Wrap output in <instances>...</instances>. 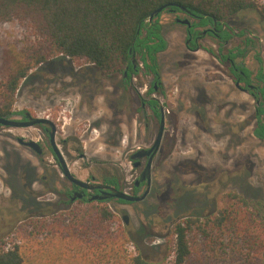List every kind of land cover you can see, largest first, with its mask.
<instances>
[{
    "label": "rangeland",
    "instance_id": "obj_1",
    "mask_svg": "<svg viewBox=\"0 0 264 264\" xmlns=\"http://www.w3.org/2000/svg\"><path fill=\"white\" fill-rule=\"evenodd\" d=\"M184 19L194 22L183 14L160 15L168 48L159 55L160 89L150 96V77L139 74L125 85L122 75L107 78L91 65L63 57L29 72L12 111L56 125L59 151L75 177H94L98 182L105 170L130 194L136 173L129 157L139 148H150L158 129V121L149 108H142L141 100L152 98L163 107L170 146H161L153 162V192L143 203L77 202L61 208L59 198L41 179L61 175L49 153L38 157L16 141L22 137L46 145L44 132L38 127H0V248L18 246L24 264H85L99 256L105 257L104 264L116 234L119 255L133 257L137 247L148 261L173 264L168 243L176 223L215 214L227 193L264 201V142L253 136L255 102L235 87L229 63L220 64L203 50H186L187 27L176 22ZM228 26L244 36L225 44L224 53L246 49L249 40L245 56L235 64L255 74L264 66V17L247 10ZM20 37L18 22L0 24L1 44ZM201 45L217 53L214 40L206 37ZM63 142L67 153L62 151ZM104 207L115 216L110 222L99 219ZM233 234L207 228L203 237L191 231L192 257L186 264H209L211 249L218 255ZM105 245L104 251L100 249Z\"/></svg>",
    "mask_w": 264,
    "mask_h": 264
},
{
    "label": "trees",
    "instance_id": "obj_2",
    "mask_svg": "<svg viewBox=\"0 0 264 264\" xmlns=\"http://www.w3.org/2000/svg\"><path fill=\"white\" fill-rule=\"evenodd\" d=\"M162 7H167L163 12L183 14L194 20L186 29L187 51L203 50L220 64H231L229 70L235 77L255 86L249 91L255 102L253 136L264 142V66L252 74L242 64H235L236 59L245 56L251 45L249 40L244 50L236 47L223 51V46L233 38L244 36L242 31L234 33L229 21L247 10L258 11L264 17L263 0H0V24L18 22L21 36L15 42L0 43V118L22 114L12 111L21 82L32 70L59 57L91 65L107 78L122 75L125 85L143 74L152 79L147 94H153L161 85L159 55L167 50L168 44L160 23L163 12L151 23L148 20ZM206 37L217 43V53L201 45ZM257 60L262 64L258 57ZM147 104L159 119L158 101L149 98ZM109 184L119 188L117 179ZM220 203L219 210L209 217H188L173 226L168 243L173 264H186L191 259L188 234L195 231L204 237L207 228L220 234L223 230L234 233V239L228 240L218 255L211 249L213 257L209 264H264V201L252 202L237 193H227ZM99 212L101 222L115 218L106 207ZM118 241L115 234L104 264H155L143 258L137 247L133 257L119 255ZM101 248L104 251L107 247ZM103 258L99 256L85 264H101ZM0 264H24L19 247L0 248Z\"/></svg>",
    "mask_w": 264,
    "mask_h": 264
},
{
    "label": "flooded vegetation",
    "instance_id": "obj_3",
    "mask_svg": "<svg viewBox=\"0 0 264 264\" xmlns=\"http://www.w3.org/2000/svg\"><path fill=\"white\" fill-rule=\"evenodd\" d=\"M231 66L232 65L229 64V67H231ZM229 73L231 74L230 75L231 78L235 81V84L237 82L239 83V88H237V89H239L241 92L247 93L249 95V91L254 90V87H255L254 85H252V84H245L244 82H241L240 79L237 78V77H235L234 74L231 73L230 70H229ZM242 78H245V77L242 75ZM148 100L149 99L141 100L142 108H145V107L148 108V104H147ZM21 112H22L21 115L20 114L19 115H16L19 118H15V119L14 118H9V119L16 120V121H19V122H22V123H26L30 119V117L31 118H34L28 112H24V111H21ZM151 114H152V112H151ZM162 115H163V112H162ZM152 116H153V114H152ZM160 117H161V112L159 113V119H156L153 116V118L156 121H158V127H159ZM163 119H164V117H163ZM34 127H38V128H40L44 132L46 145H43V144L39 143L38 141L35 142L34 140L25 141L24 138H22V137L16 139L18 145L20 147L26 149V150H29L30 152L34 153L38 157H40L43 154H45V152H48L49 155L51 156L52 160H53L54 167L57 168L59 170V172L61 173V170H60V167H59V161L57 160V158H56V156H55V154H54V152L52 150L51 144L49 142V138H48V135H47V128L46 127H43V126H34ZM55 127H56V125H55ZM28 128H31V127H28ZM16 129H27V128H16ZM157 131H158V129H157ZM164 132H165V120H164V131H163V134H162V137H161V141H160L158 150L155 153V155L152 157V160H151L150 175H149L150 182H149V189H148L147 195H146V197L142 201H140V202H134V203H143L144 201H146V199L148 197H150L152 195V192H153V189H152V184H153V181H152L153 162H154L155 158L157 157V155H158V153L160 151L161 146H165L166 149L170 146L169 141L165 139ZM56 135H57V130L55 132V145H56V147L59 150V147L57 145V136ZM19 140H22V143H20ZM30 141L36 143L39 146L40 154H37V152L34 149H31V148H29V147H27V146L24 145L26 142H30ZM62 144L64 145L63 148H62V151H64L63 153H67L68 150H67V147H66V143L63 142ZM148 149H150V148H147V149H141V148H139L137 151L133 152L132 155H130V157H129L130 158V161L132 163L133 170L136 173L135 179L133 181V185H132V188H131V192H130L129 195H132V196H140L141 194L144 193V191L146 189V185H147V181L146 180H144L143 182H140L137 186L135 185V183L137 181H139V179L141 178V176H142V174H143V172L145 170V167H146L148 158L145 157V158H142V159H139V160L138 159L132 160L131 157L133 155H135L139 151H146ZM59 152H60L62 158L64 159L61 151H59ZM64 161H65V159H64ZM65 163H66V161H65ZM135 164L137 165L136 167H134ZM66 165H67V163H66ZM67 168L69 170V167L68 166H67ZM69 172H70V170H69ZM51 173H53V172H51ZM102 174H103L102 180L96 182L94 177H91L90 179L86 178V179L83 180V179H80V178L75 177V175H73L71 173V175L74 178H76L77 180H80V181H83V182H86V183L101 184V185H105L107 187H113V188H115L113 185H111L109 183L111 181H113L114 179H116V178L113 175H111L108 171H105V170L102 171ZM41 179L44 181V183H46V187L48 186L50 193L59 198V200H60V207L61 208H69V207H71L73 204H75L77 202H81V203H93L94 202V203H97V204H108V203H110V201H116L114 199H107V200H103V201H98V200L90 201V199L92 197L101 196V191H97V190L96 191H83V190L77 188L71 182H69L63 176L62 173L59 176V179L54 174H51L50 176H48V178L47 177H42ZM117 180H118V183H119V179H117ZM54 184H59L60 186L55 189V187H53ZM117 190H120V191L124 192V190L121 188L120 184H119V188H117ZM135 190H137L136 195H134V191ZM78 195H80V197H78ZM134 203H128V204H134ZM124 221H127L126 218H124Z\"/></svg>",
    "mask_w": 264,
    "mask_h": 264
},
{
    "label": "water",
    "instance_id": "obj_4",
    "mask_svg": "<svg viewBox=\"0 0 264 264\" xmlns=\"http://www.w3.org/2000/svg\"><path fill=\"white\" fill-rule=\"evenodd\" d=\"M167 7H162L160 9H158L157 11H155L150 17L148 22L151 23L152 20L157 17L159 14H161ZM183 12H185V10L182 9ZM177 23L186 26L187 28L190 27V22L187 19L184 20H176ZM236 88H239V83L237 82L235 84ZM155 88V87H154ZM156 89V88H155ZM159 109L161 112V117H160V121H159V127H158V131L154 140L153 145L150 147V149L146 150V151H139L137 152L135 155H133L131 157L132 160L135 159H142L147 157L148 161L145 167V170L141 176V178L139 179V181H137L135 183V185L137 186L140 182H143L144 180L147 181V185H146V189L144 191L143 194H141L140 196H132L129 194H126L120 190H117L113 187H107L105 185H101V184H95V183H86L80 180H77L76 178H74L71 173L69 172L67 165L64 161V159L62 158L58 148L55 145V132H56V127L55 124L53 122H51L48 119H42V118H31L26 122V123H22L16 120H12V119H3L0 118V126L1 127H6V128H28V127H34V126H43L47 128V135L49 138V142L51 144L52 150L57 158V160L59 161V167L61 170V173L63 174V176L69 181L71 182L73 185H75L77 188L83 190V191H101V196H97V197H92L90 199V201H94V200H98V201H103V200H107V199H114L116 201H123L126 203H134V202H140L142 201L148 192L149 189V182H150V165H151V160L152 157L155 155V153L158 150L160 141H161V137L164 131V119H163V107L159 104ZM20 143H22V140H19ZM25 146L34 149L37 154H40V150H39V146L30 141V142H26L24 144ZM137 165L135 164L134 167H136ZM78 197H80V195H78Z\"/></svg>",
    "mask_w": 264,
    "mask_h": 264
},
{
    "label": "built area",
    "instance_id": "obj_5",
    "mask_svg": "<svg viewBox=\"0 0 264 264\" xmlns=\"http://www.w3.org/2000/svg\"><path fill=\"white\" fill-rule=\"evenodd\" d=\"M264 1V0H263Z\"/></svg>",
    "mask_w": 264,
    "mask_h": 264
},
{
    "label": "crops",
    "instance_id": "obj_6",
    "mask_svg": "<svg viewBox=\"0 0 264 264\" xmlns=\"http://www.w3.org/2000/svg\"><path fill=\"white\" fill-rule=\"evenodd\" d=\"M67 59V58H66Z\"/></svg>",
    "mask_w": 264,
    "mask_h": 264
}]
</instances>
